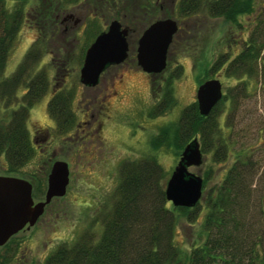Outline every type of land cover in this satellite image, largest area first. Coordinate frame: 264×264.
Masks as SVG:
<instances>
[{
    "label": "rangeland",
    "instance_id": "rangeland-1",
    "mask_svg": "<svg viewBox=\"0 0 264 264\" xmlns=\"http://www.w3.org/2000/svg\"><path fill=\"white\" fill-rule=\"evenodd\" d=\"M6 1L9 6H15L20 0ZM57 1L25 0V16L8 53L4 76L16 70L32 46L40 47L42 52L44 50L34 69L47 70L48 90L30 108L25 122L34 156L11 177L28 181L32 190L37 184L42 186L38 194L33 196L32 193L34 203L43 200L46 177L54 161L67 164L68 184L65 194L52 199L45 207L38 223L31 229L22 230L14 242L0 248V264H44L46 257L59 244L72 243L90 228L100 230V213L114 201L123 162L153 159L168 179L181 151L178 152L177 146L156 148L152 143L162 131L174 129L181 110L195 102L196 89L204 78L217 79L222 94L227 96L220 107L219 124L225 128L224 139H229L232 154L248 150L246 160L252 164L248 213L258 214L264 207V0H252V12L239 15L238 25H232L224 17L208 19L205 16H199L193 23L182 24L183 36L189 33L171 48L168 56L170 66L162 74L148 75L137 67L136 45L142 32L138 38V33L135 34L128 43L125 61L101 74L94 87H84L79 82L82 54L94 39V34L116 20L117 1L79 0L75 5ZM149 1H158L154 14H158L160 19L174 18L177 0H121L119 4L127 15L132 12L133 17L140 20L144 14L141 8L149 12L148 15H154L150 12L154 9ZM94 6L99 9L96 13L92 10ZM44 13L49 14L47 18L51 20L47 26L40 27L39 32L36 17L43 18ZM56 15L57 30L53 32L49 25L55 21ZM67 15H73V18L60 25V20ZM251 36L263 44L252 79L243 84L232 77H225L222 68H212L219 53L237 54L243 42ZM176 67H180L182 72L170 82L175 104L164 114L149 117V110L161 97L160 86ZM209 70L212 72L206 75ZM62 91L71 92L75 123L67 130L58 131V125L47 113V104L53 93ZM18 101L23 103L20 97ZM7 111L0 102V121H8ZM81 121H90L95 128L100 126L92 140L85 131H79L85 128L84 125L76 131V125ZM3 157L0 158V176H9L5 173L7 165ZM210 158L209 153L202 155L201 166L188 171L200 177L209 171L207 185L211 187L216 179L224 176L229 165L212 164ZM174 217L173 240L176 245L187 250L189 245L199 243L201 238L198 239L197 225L185 221L178 212H174ZM261 223L258 226L264 230V220Z\"/></svg>",
    "mask_w": 264,
    "mask_h": 264
},
{
    "label": "trees",
    "instance_id": "trees-1",
    "mask_svg": "<svg viewBox=\"0 0 264 264\" xmlns=\"http://www.w3.org/2000/svg\"><path fill=\"white\" fill-rule=\"evenodd\" d=\"M116 1L114 19L128 29L127 43L137 33L138 38L150 23L160 19L158 14H154L157 10L155 2L149 1L154 9L150 11L153 16L141 8L144 14H141L140 20H136L132 12L127 15L119 4L121 0ZM24 2L20 0L15 6H9L8 1L0 0V102L8 110V121H0V158L4 156L7 165L5 173L9 176L16 174L34 156L25 122L30 108L48 90L47 70L34 69L43 57L44 50L42 52L40 47L32 46L16 70L4 76L8 53L25 16ZM57 2L61 3V0ZM62 2L75 5L80 1ZM50 4L53 3L50 1ZM175 6L173 19L178 29L169 45L166 68L162 73L170 66L168 56L171 48L189 33L183 36L185 30L181 29L182 24L193 23L199 16H205L208 19L224 17L232 25H238L239 15L252 12V0H177ZM95 7H92L93 12L99 10ZM43 15V18L36 17L38 30L50 23L51 18H47L49 14ZM54 25L53 20L49 26L53 29ZM91 26L97 27L92 23ZM98 34H94L93 38ZM262 47L263 44L251 36L243 42L237 54L219 53L212 68L220 67L225 77L245 84L255 76ZM181 72L180 67H176L164 84H160L161 97L149 110V117L160 116L175 104L170 82ZM209 72L212 70L206 75ZM206 80L204 78L200 83ZM20 92L23 94L19 95ZM19 97L23 103L18 101ZM226 98L222 94L221 100L206 117L198 114L195 102L188 104L181 110L174 129H165L152 143L156 148L177 146L179 152L192 139H196L201 154L211 155L212 164L229 165L224 176L216 179L211 187L207 185L209 171L203 172L202 196L193 208L173 207L166 200L164 186L167 179L155 160L125 161L119 171L114 201L100 213L101 217L98 214L100 230L90 228L89 232H83L72 243L59 244L49 253L44 264H264V230L258 226L264 220V207L256 215L248 213L252 164L246 160L248 150L232 154L229 139H224L225 128L219 124V111ZM71 102V92L51 95L47 113L58 125V131L67 130L75 123ZM230 156H233L231 161ZM215 174L216 171L213 176ZM41 187L39 184L33 187V196L38 194ZM174 212L199 228L200 242L189 245L187 250L179 248L173 240ZM6 253L9 254L10 250L7 249Z\"/></svg>",
    "mask_w": 264,
    "mask_h": 264
},
{
    "label": "water",
    "instance_id": "water-1",
    "mask_svg": "<svg viewBox=\"0 0 264 264\" xmlns=\"http://www.w3.org/2000/svg\"><path fill=\"white\" fill-rule=\"evenodd\" d=\"M173 19H158L150 23L137 40L135 61L145 74L156 75L166 67L169 45L177 32ZM128 29L113 20L86 48L79 82L84 87L98 84L101 74L111 66L120 65L128 56ZM221 84L210 79L198 85L195 102L198 114L206 117L221 100ZM202 164L199 143L192 139L187 143L164 186L166 200L173 207L193 208L202 196V178L189 172ZM68 167L65 162L54 161L46 177L43 200L32 199V186L23 179L0 176V248L25 227H32L54 198L65 194L68 184Z\"/></svg>",
    "mask_w": 264,
    "mask_h": 264
},
{
    "label": "flooded vegetation",
    "instance_id": "flooded-vegetation-1",
    "mask_svg": "<svg viewBox=\"0 0 264 264\" xmlns=\"http://www.w3.org/2000/svg\"><path fill=\"white\" fill-rule=\"evenodd\" d=\"M158 3V1H156L155 2V4H157ZM57 18H58V16L56 15L55 16V23H56V20H57ZM73 18V15H67L66 17H64V18H62L61 20H60V22H59V24L61 25V24H63L65 21H68V20H70V19H72ZM58 21V20H57ZM75 22H77V21H75ZM53 30H57V24L56 25H54L53 26ZM104 31V30H103ZM102 32V31H101ZM86 50V49H85ZM85 52V51H84ZM84 55V54H83ZM110 68H114V66H111V67H109V68H107L103 73H102V75L108 70V69H110ZM82 125H84L83 127H85V128H82L81 130H79V128L82 126ZM94 126V124H92V123H90V121H84V122H80V123H78L77 125H76V131H80L81 133H84V131H85V135L88 137V138H90L91 140L93 139V137L95 136V134H96V131L97 130H99L100 129V126H97L96 128L95 127H93ZM78 133V132H77ZM44 211H45V209H44ZM44 213V212H43ZM41 217V216H40ZM38 220H39V218H38ZM38 220L36 221V223H38ZM35 223V224H36ZM34 224V225H35ZM33 225V226H34ZM32 226V227H33ZM25 230H28V229H31V227H25L24 228ZM23 229V230H24ZM22 231V230H21ZM20 231V232H21ZM18 234V233H17ZM16 234V235H17ZM16 235L15 236H13V237H11L7 242H6V244H7V246H8V244L9 243H11V242H14L15 241V239L17 238L16 237Z\"/></svg>",
    "mask_w": 264,
    "mask_h": 264
}]
</instances>
